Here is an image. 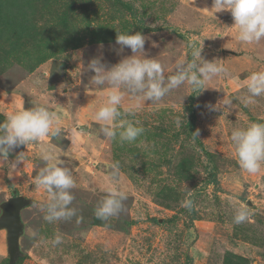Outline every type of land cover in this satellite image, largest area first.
Wrapping results in <instances>:
<instances>
[{"label":"rangeland","instance_id":"374dc122","mask_svg":"<svg viewBox=\"0 0 264 264\" xmlns=\"http://www.w3.org/2000/svg\"><path fill=\"white\" fill-rule=\"evenodd\" d=\"M68 1L35 4L34 22L40 36L50 35L52 54L37 62L32 47L1 68L0 123L22 104L59 113L69 139L45 138L44 143L64 155L73 171L71 207L77 214L44 220L48 193L34 183L45 166L40 143L18 146L9 155L16 169H0V264H223L226 252L246 258L247 264H264V164L258 173L244 171L230 139L234 128L264 123V96L247 107L242 103L250 74L264 71V40L237 41L230 12L213 17L207 9L212 0H74L71 11ZM62 15L68 21L59 24ZM136 31L150 38L146 55L162 62L166 76L174 74L178 59L191 58L188 43L198 46L203 38L202 56L224 64L230 75L214 78L199 95L189 94L183 84L156 103L125 92L122 107L140 103L141 108L122 118L139 121L145 131L122 143L118 136L100 133L93 116L106 101L105 89L92 85L94 73L82 69L101 52L108 66L131 55L128 48L120 55L114 51L116 32ZM216 33L223 37L205 38ZM7 48L0 43V54ZM223 96L233 98L227 115L205 107ZM183 111L185 120L177 128L174 118ZM18 155L22 161L15 160ZM115 162L120 165L115 183L128 198L118 216L101 220L95 209L111 186L109 165ZM12 196L25 203L17 211L18 252L11 261L8 220L2 215ZM185 199L193 201L191 210L181 206ZM240 209L248 216L237 224ZM56 235L62 237L59 244L52 243Z\"/></svg>","mask_w":264,"mask_h":264},{"label":"clouds","instance_id":"9594fccd","mask_svg":"<svg viewBox=\"0 0 264 264\" xmlns=\"http://www.w3.org/2000/svg\"><path fill=\"white\" fill-rule=\"evenodd\" d=\"M207 9L215 18L216 13L230 12L233 18L232 26L237 32V41L259 44L264 40V0H212L211 8ZM217 36L223 37L216 33L205 38L213 39ZM149 39L139 31L116 32L115 45L118 46L114 48L116 54L120 55L125 48L130 49L132 54L123 56L117 63L108 66L103 62L101 52L83 66L82 71L91 70L94 73L91 76V84L105 89L106 101L95 111L93 119L99 124L100 133L108 139H116L118 136L120 142L132 143L145 131L143 126H138L139 121L134 123L122 118L134 115L141 108L140 103L122 107L125 92L144 103L145 101L156 103L183 84L190 87L189 94L199 95L209 88L208 82L214 78L230 75L224 64L218 63L215 59L207 60L202 56L203 38L198 46L194 42L188 43L191 58L185 56L178 59L174 65V74L166 76L162 62L146 55L145 41ZM152 44L155 46V42ZM55 70L60 69L58 67ZM245 87L248 95L242 98V103L247 107L255 104L257 97L264 96V71L251 73ZM232 105L233 98L223 96L216 103H208L205 107L211 111L223 110L227 115L233 110ZM183 120L184 111L174 118L177 128L181 126ZM66 132L67 128L61 124L59 113L44 105L26 109L22 104L19 109L8 112L6 120L0 123V169L7 166L13 172L16 163L9 161L10 153L18 146L40 143V157L45 166L40 169L34 183L48 193V200L41 210L45 212L44 220L49 223L69 220L77 214L76 208L71 207L75 198L71 190L76 187L73 171L61 158L64 155L56 151L50 143H44L45 138L49 141L62 137L69 139ZM192 134L193 139L197 138L199 130L193 131ZM230 139L239 166L249 174L260 172L264 164V123L252 122L246 127L234 128ZM15 160L19 162L22 158L18 155ZM109 167L111 186L105 189L107 195L95 209V216L101 220L118 216L124 210V201L128 198L126 192L120 190L115 183L120 171L119 162L112 163ZM181 206L191 210L193 201L185 199ZM247 216V211L240 209L234 216V222L242 223ZM29 235L36 236L37 233L30 231ZM61 242L60 235H56L52 241L53 244Z\"/></svg>","mask_w":264,"mask_h":264},{"label":"trees","instance_id":"16d2710c","mask_svg":"<svg viewBox=\"0 0 264 264\" xmlns=\"http://www.w3.org/2000/svg\"><path fill=\"white\" fill-rule=\"evenodd\" d=\"M52 0H0V43H6L8 48L0 54V70L6 63L16 60L21 51L36 48V61L41 62L52 54L50 50V35L40 36L39 27L34 22L35 4L48 7ZM68 10H73L74 0L66 2ZM127 6V5H125ZM127 8H129L127 6ZM68 16L62 15L59 24L65 23ZM51 30L53 31L52 27ZM50 31V30H49ZM42 39L47 41L42 44ZM26 54V53H25ZM1 119V118H0ZM7 183V182H5ZM8 187L10 185L6 184ZM98 225H101L98 223ZM223 264H247L246 258L232 252H226Z\"/></svg>","mask_w":264,"mask_h":264},{"label":"water","instance_id":"95a60500","mask_svg":"<svg viewBox=\"0 0 264 264\" xmlns=\"http://www.w3.org/2000/svg\"><path fill=\"white\" fill-rule=\"evenodd\" d=\"M25 201L19 197V196H12L9 198L5 204L4 207V213H3V220L5 221V218L8 220V237H9V246H8V253L10 256V260L12 261L17 256V242H16V235L18 232L17 227V211L18 209L23 206ZM15 224V228H13V225Z\"/></svg>","mask_w":264,"mask_h":264},{"label":"crops","instance_id":"0c3cea01","mask_svg":"<svg viewBox=\"0 0 264 264\" xmlns=\"http://www.w3.org/2000/svg\"><path fill=\"white\" fill-rule=\"evenodd\" d=\"M4 182H5V181H4ZM4 184H5V183H4ZM5 186H6V184H5ZM2 187H3V186H2V184H1V185H0V190H2Z\"/></svg>","mask_w":264,"mask_h":264}]
</instances>
